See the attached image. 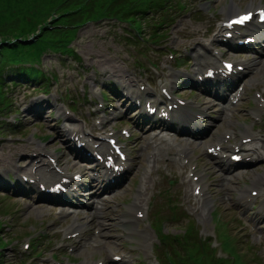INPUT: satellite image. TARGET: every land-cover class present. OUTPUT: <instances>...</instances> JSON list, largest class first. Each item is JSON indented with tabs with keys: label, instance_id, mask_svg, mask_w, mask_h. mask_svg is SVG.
I'll use <instances>...</instances> for the list:
<instances>
[{
	"label": "rangeland",
	"instance_id": "rangeland-1",
	"mask_svg": "<svg viewBox=\"0 0 264 264\" xmlns=\"http://www.w3.org/2000/svg\"><path fill=\"white\" fill-rule=\"evenodd\" d=\"M233 0H196L197 4H202L207 10L214 8V11L217 15H220L222 11H228L230 5ZM238 1V0H236ZM248 3H251L252 0H245ZM260 0H255V3H259ZM264 4V0H263ZM246 5H243L244 8ZM241 11V10H239ZM226 15H229L228 12ZM192 18V16H190ZM186 17L178 23L176 29L171 30L176 31L180 29L182 31V35H192L195 33L194 24L188 22ZM197 26H202L200 23ZM123 28L126 26H112V24H87L83 26L79 33L77 40L74 42V49L77 51L80 56L81 63L76 64L73 60H68V66H61L59 63L58 55L55 54H47L44 58L43 62H45V66H47L49 72H53V75L57 76L56 81L52 84L53 89H59V94L61 92L63 94L70 93L73 100H76L75 112L88 115L89 111L93 106H91V98H92V85L93 79L95 78L94 70L102 72L105 67V72L109 71V74L115 75L111 78L119 79L122 77H131L135 79V84H131V86H138L139 84H146L148 86H152L153 90L159 92L160 86L159 83L164 81V76L160 71H157L152 66H148L145 70H140L135 61L140 59L139 51L144 48L137 46H131L126 41V33ZM170 40H167L163 43L162 49L173 48L176 46V35L175 33L171 37ZM172 38V40H171ZM185 37L182 38L183 41ZM191 44V41H189ZM154 47V45H150ZM169 54V53H168ZM103 62L99 63L97 61L98 58ZM137 57V58H136ZM229 58H234L231 54L228 55ZM167 56L161 57L160 60L166 62V65H172V61H166ZM66 59V58H65ZM138 62V61H137ZM88 72V73H87ZM157 72V74H156ZM168 74V73H167ZM260 80V81H258ZM263 81V82H261ZM264 83V74L261 76H251L247 79V90L245 93V100L236 108L234 112V117L232 121L229 122L224 129L221 131H229L239 129V121L247 120L248 127L251 126L252 120L254 118L253 113V105H254V97L253 91L259 90L260 86ZM86 84L89 86V90L85 91L83 94L81 92V88ZM183 96L191 97L196 99L197 101L202 102V95L198 93H193L188 95L186 93H181ZM107 96H109L107 94ZM109 98H112L109 96ZM113 100H109L105 102V110L99 115L97 118L105 121L106 130L110 131L111 128L121 129L123 126L131 129L134 134L135 129H133L132 125L125 124L122 120L124 118V112L126 109L122 104L113 102ZM205 100V99H204ZM64 102L68 103L65 99ZM72 103V102H69ZM68 103V104H69ZM25 112V111H24ZM33 113L31 111L27 114V125L25 128H22V132L24 135V139H21V136L24 135H16L15 137H11L10 135L0 137V149L4 145V155H0V169L7 167L9 165L14 164L18 159L21 158L22 155L26 154L27 151L23 148L22 144L31 145L32 149L37 147L44 146L48 151H58L57 154L63 161L64 164L70 167H73L74 164H79L76 168H83L82 164L76 159L71 150L68 148V145L63 144L61 134L56 130L54 123H52V118L48 119V121H42L41 119L32 118ZM25 119V118H23ZM108 121V124H107ZM83 127V125H78ZM2 129L0 130V135H3ZM12 134V132H10ZM32 135L39 136L41 140H43V144L37 139L32 144L30 138ZM51 136L50 140H44L42 138ZM149 137H146V141L149 140ZM130 145L134 146L135 139L131 140ZM2 150V149H1ZM1 154V151H0ZM66 155L68 158H66ZM141 153H135V156H140ZM264 166H259L254 169L249 170L251 176L247 177L246 180L234 179L231 183L224 182L217 177L214 181L210 179V183L212 184L214 200H215V211L214 220L209 218L197 217L199 226L207 227L208 229L213 226H218L219 230L223 234H228L236 239L238 242H235V246L237 248L238 253L244 257L247 256L251 259H262L264 260V232L260 234L259 232H254L251 234L238 219V216H242L240 211L235 210V205L230 201H232V197L241 193V191H245L248 187H252L254 178L257 175H264ZM139 172H133L131 175V182L129 181L127 184V188L125 193L119 197L114 203V208L110 213L114 216L106 221V225L104 227V233L107 237L106 239H110L106 241L105 251L102 253H93L86 254L85 252L76 250L74 252L75 258H84L89 257L96 258L99 256H107L109 251L107 250V246L111 245L116 252L121 251H130V249H137L138 246H142L145 243V239L143 238V231L146 227H148V221L152 218V212H150L149 220H146L143 225L140 226L142 229V233L138 231V227L129 228L127 226V219H125L120 210L123 208H132V202L134 194L137 189V182L140 176ZM130 179V178H129ZM164 184L167 181L173 182L174 179L165 178L162 180ZM179 184H175L168 189L173 191L176 186ZM159 188L153 189L152 194L146 193V197H154ZM228 197L229 201L225 200ZM158 198V203L159 202ZM157 205V204H156ZM53 209V211H51ZM0 220L4 223V233L9 234L10 242L9 245L3 250H0V260L7 261V264H18L16 261L19 260L18 257L21 256L19 251H16L15 243H19V241H23L26 237H28L32 233H38L36 236V240L42 242L41 250H38V253L34 254V256L40 255V258L33 259L36 263L51 255L53 252V245L58 242L61 238V234L59 233L61 228L66 224L72 222L71 219L66 217V214L56 208H51V205L44 206V204L35 205L30 201H25L18 198H12L10 196H6L4 194H0ZM5 213V214H4ZM202 216V215H197ZM264 227V221H263ZM182 230V227L174 226L168 224L165 226V231H173L177 232ZM149 233L152 231L147 229ZM255 236V237H254ZM136 237V239H133ZM155 238V236H154ZM258 240H257V239ZM47 239V240H46ZM34 241L37 244L38 241ZM132 243H135L132 246ZM261 243L263 245H261ZM139 254L136 253L134 258L139 259ZM245 258V257H244ZM142 261L146 260V258L142 255Z\"/></svg>",
	"mask_w": 264,
	"mask_h": 264
},
{
	"label": "trees",
	"instance_id": "trees-1",
	"mask_svg": "<svg viewBox=\"0 0 264 264\" xmlns=\"http://www.w3.org/2000/svg\"><path fill=\"white\" fill-rule=\"evenodd\" d=\"M166 0H0V89L4 81L32 79L12 63L17 55L39 59L47 50L62 51L75 38L77 29L87 22L115 20L134 27L143 35V19L163 10ZM149 23L155 26L152 18ZM23 43V44H22ZM22 58V59H25ZM26 60V59H25ZM27 61V60H26ZM8 68V69H7ZM0 92V102H3Z\"/></svg>",
	"mask_w": 264,
	"mask_h": 264
}]
</instances>
